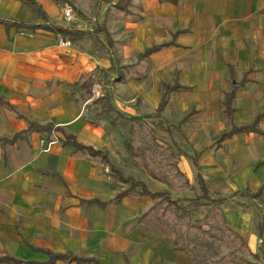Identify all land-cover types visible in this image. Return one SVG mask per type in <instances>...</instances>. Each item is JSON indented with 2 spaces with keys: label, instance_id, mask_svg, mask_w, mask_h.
I'll list each match as a JSON object with an SVG mask.
<instances>
[{
  "label": "crops",
  "instance_id": "1",
  "mask_svg": "<svg viewBox=\"0 0 264 264\" xmlns=\"http://www.w3.org/2000/svg\"><path fill=\"white\" fill-rule=\"evenodd\" d=\"M34 1L44 18L23 0H0V264H46V251L81 260L52 264H194L187 242L195 238L175 235L159 197L137 188L115 201L129 185L73 144L104 151L122 172L131 166L132 178L160 193L156 164L137 163L159 159V129L181 149L182 173L201 180L204 217L214 208L244 243L246 264H264V0H130L125 9L101 0L92 12L72 8L74 24L62 13L70 0ZM100 74L118 75L107 107L91 100ZM166 86L188 90L170 92L159 111ZM102 111L148 122L151 137L137 142L146 153H130ZM253 124L263 134L225 136ZM41 141L53 143L48 152Z\"/></svg>",
  "mask_w": 264,
  "mask_h": 264
},
{
  "label": "rangeland",
  "instance_id": "2",
  "mask_svg": "<svg viewBox=\"0 0 264 264\" xmlns=\"http://www.w3.org/2000/svg\"><path fill=\"white\" fill-rule=\"evenodd\" d=\"M70 1L72 4L68 3L65 5H68L72 7L74 11L77 10L79 12H87L88 10L92 12L96 9V5H101L102 2L101 0H97L93 6L91 5V0H89L90 2H88V0ZM110 1L111 0H108V2ZM93 27L95 28V26ZM115 76L118 77V75L115 74L112 76L108 74H100V76L97 77V81L101 86L104 88H106L105 86L107 85L110 86V91H103V97L96 100V103L102 105L103 107H107L108 98L113 97L115 94L118 96ZM102 112L105 117L106 115L110 116L111 120H113L115 124L117 123V125L122 127L117 128L115 131L117 136L121 135L120 133L122 131V135L128 138L124 141V143L127 145L130 153H146L145 150L140 151V149L145 148V146L138 145L137 142L141 143L139 141L140 138L151 137L152 129L148 125V122H141L142 124L139 125L135 123V125L132 124L134 121L123 120L117 114H113V112L111 115L107 114V111ZM98 120L99 118L97 121ZM159 136L161 139L160 144L157 145V150L160 154L159 159L157 161L154 160L153 162L151 160L143 161L140 158L137 160V163L138 166L139 164H144L143 168L145 171L151 167L154 168L155 164L156 168L159 170V180L161 184L165 185V188L159 187L160 193L156 194L160 195L163 193L164 195H160L159 197L161 199L159 203V210H161L162 218L168 219V221L166 220L164 222L171 225L178 238L181 236L191 239L195 238L190 242H187V246H190L191 248L194 264H246L248 254L245 250L244 243L238 238V236L225 227L224 223L220 220V217H217L214 208L208 209L209 212L206 215L207 217L205 216L207 220L205 219L204 215L205 212H207V209L202 208L201 204H207L208 200L200 191L202 186L201 180L193 175L188 178L180 170L179 164L181 161L176 158L181 157V149H179L178 146H173L171 144L167 145V143L163 141V139H166V134L162 129H159ZM125 145H123V147H126ZM136 148H139V151H136ZM113 149L116 154L119 155V151L121 149L120 145L117 144L113 146ZM171 152L174 154H171ZM145 155L146 154H144V156ZM120 162L121 161L117 160L111 164L117 172L116 176L124 179L132 178L130 170H133V168L130 166L127 171L122 172L119 168ZM134 162L135 159L129 158L127 163L131 165L134 164ZM139 178L141 179V176L139 177L138 175V179H133L137 181ZM128 185L129 188L130 184ZM147 188L152 191V187L150 185L149 187L147 186ZM181 201L185 202L187 204L186 206L190 207V210H187L186 212L184 209H179L176 205H173ZM183 213L186 214L180 217L179 215ZM189 227L191 230H189ZM215 236L220 238L218 242L215 240Z\"/></svg>",
  "mask_w": 264,
  "mask_h": 264
},
{
  "label": "trees",
  "instance_id": "3",
  "mask_svg": "<svg viewBox=\"0 0 264 264\" xmlns=\"http://www.w3.org/2000/svg\"><path fill=\"white\" fill-rule=\"evenodd\" d=\"M25 3H27L29 6H31V8H33L38 14L39 16H41L42 18H44L45 14L41 8L40 5H38L34 0H23ZM130 0H119L118 1V4H117V7H120L121 9H125L126 8V5L128 4ZM14 25H17L18 27H23L25 26L24 24H18V23H13ZM30 28H42V26H36V25H28ZM44 29H48L50 31H54L55 33L57 34H64V35H69L70 37H73V38H76L74 36L76 35H80V33L78 32H74L72 29H69V28H62V27H44ZM166 45H161V46H158V47H155V48H152L150 50H147L146 54L149 55V54H152V53H155L157 51H159L161 48L165 47ZM179 90H188V88H185V87H180V86H173V87H168L166 86L165 87V90H164V94L162 96V99H161V103L159 105V108L158 110H162L166 104H167V101H168V94L172 91H179ZM232 99H233V94H232V91L229 92L228 94H226L225 96V100L223 102V105H224V108H225V114H226V117L229 119V121L231 122L232 121V117H233V108L231 106V103H232ZM259 119V117L256 118V121ZM256 123V122H255ZM254 123V124H255ZM251 125V126H245V127H240V128H237V127H233L232 130L227 133L225 136H230L234 133H237V132H254V133H258V134H263L261 133L259 130L256 129L255 125ZM74 146L76 147V149L78 150H84L86 151L89 155L91 156H95V157H99L100 160H101V163L108 167L110 169V172L113 176H115V178L119 179V181L123 184H130V187L128 189H126L125 191L121 192L120 194H118V196L115 198V201H118L120 200L121 198H123L124 196L128 195L131 191L135 190V189H140V193L142 195H145V196H149V197H160L161 196H164L163 194H154V193H151L147 187L145 186V184H143L142 182L140 181H135L133 178H122V177H119L116 176L117 172L114 170V168L112 167V165L110 164V161L108 160V157L106 155V153L102 150H95L93 149L92 147H87V146H84L82 144H79V143H76V142H73ZM176 205V203H175ZM178 208V207H177ZM182 216H184L182 214ZM48 257H49V261L46 263V264H52L54 263L55 261H77V262H80L81 260L77 259V258H73L72 256H68V255H59V254H52L51 252H44ZM2 262H6V263H13V264H18L17 261L15 260H12L10 258H4L1 260ZM91 261V260H90ZM95 264H97L96 262H94ZM27 264V263H25ZM28 264H39V263H34V262H31V263H28Z\"/></svg>",
  "mask_w": 264,
  "mask_h": 264
},
{
  "label": "built area",
  "instance_id": "4",
  "mask_svg": "<svg viewBox=\"0 0 264 264\" xmlns=\"http://www.w3.org/2000/svg\"><path fill=\"white\" fill-rule=\"evenodd\" d=\"M62 13H63V18H64V20H65V22L67 24H74L75 23L76 18H75L74 11H73L72 7L65 6L63 8V12ZM58 43H59V46L62 47V48H69L70 45H71L64 38H59ZM103 91L104 90H103L102 86L98 82L93 83L92 86H91V100L102 98L103 97ZM40 144L43 147L41 151L42 152H48L50 146L53 143L45 144L44 141H41Z\"/></svg>",
  "mask_w": 264,
  "mask_h": 264
}]
</instances>
